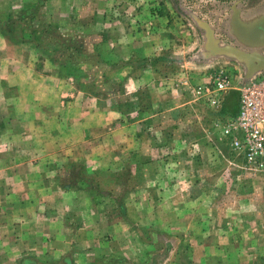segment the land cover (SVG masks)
<instances>
[{"label":"rangeland","instance_id":"1","mask_svg":"<svg viewBox=\"0 0 264 264\" xmlns=\"http://www.w3.org/2000/svg\"><path fill=\"white\" fill-rule=\"evenodd\" d=\"M135 1H125L121 11L139 13L142 6ZM156 1H162L155 8L162 14L166 9L167 19L159 21L156 51L147 53L138 52L136 42L129 47L119 42L118 21L106 22V10L96 12L103 17L88 27V22L67 17L75 10L72 2L49 8L53 18L35 3L31 15L38 22H20L23 31L52 27L51 42L62 49L51 53L61 62L58 76L72 81V88H61L62 101L51 102L66 110L70 130L30 133L35 147L58 145L48 152L64 162L55 168L56 164H48L49 168L42 171L51 176L64 174L67 186L92 188V198L101 209L109 210L113 220V242L108 250L113 248L115 264H264V170L252 171L244 164L228 161L235 154L217 124L225 123L229 116L220 115L218 108L205 101L195 100L192 93L193 87L209 81L216 72L228 75L234 88L245 77L246 64L216 53L213 45L250 49L233 36L227 17L233 7L245 8L253 0ZM22 11L18 10V16ZM203 24L213 31L211 47ZM6 27L11 29L9 23ZM91 27L103 35L95 40L73 31ZM25 42L29 41L23 36L0 37V123L12 122L17 130L5 132L0 128V159L4 163L14 157L44 154L29 150L26 133L20 131L25 121L14 111L25 107L32 90L21 89L11 77L10 60H43L47 54L30 51ZM36 65L42 72L50 71L43 69V61L37 60ZM35 84L32 89L41 88L38 81ZM5 96L12 98L4 101ZM73 96L81 97L77 104L69 103ZM233 101L231 98V105ZM75 108L82 114L73 120L84 117L83 128L69 117ZM7 140L16 145L13 151L3 144ZM71 144L77 147H69ZM17 167L3 169L9 172ZM28 169L22 166L21 171ZM31 169L41 173L37 166ZM91 172L95 177L89 184L80 178L82 173ZM157 189L166 190L165 194H157ZM107 225L100 222L98 232L105 227L110 230ZM125 235L130 244L120 242ZM81 246L83 251L74 257H87L84 251L90 247L97 255L96 262L104 264L105 244Z\"/></svg>","mask_w":264,"mask_h":264},{"label":"crops","instance_id":"2","mask_svg":"<svg viewBox=\"0 0 264 264\" xmlns=\"http://www.w3.org/2000/svg\"><path fill=\"white\" fill-rule=\"evenodd\" d=\"M125 1L127 0H0V37L4 35H10L11 37L12 35L23 36L25 40L29 41L25 42L28 43L25 46L29 47L30 51L47 53L43 60L38 57H22L23 59L18 57L10 60L8 65L11 77L18 85H21V89L32 90L26 98L25 107H17L14 110L25 121V128L20 129V131L26 133L25 140H28L27 142L31 145L30 151L34 149V151H40L44 154L39 153L40 155L23 159L14 157L8 163H4L3 159H0V264H99L96 262L98 259L97 255L95 254L94 256V251L90 247L84 251L87 257L83 259L74 257L75 254L83 251L81 245L86 243L88 245L105 244L106 254L102 257L101 263L115 264V253H112L113 248L108 250L110 242H113V220L109 218V210L101 209L99 204L92 198L94 194L90 191L92 188L78 187L77 184L67 186V182H64L66 178L64 174L57 173L51 176L48 172L42 171L44 167H48V164H56L57 166H53L55 168L59 165L62 166L64 162L57 161L59 157L56 159L54 152H48L49 149H53V147L58 145L50 146V143H45L35 147L30 133L34 131L53 133L56 130L66 133L70 130L69 122L66 119V110L62 106L58 108L51 102L53 99L59 100V102L62 101L59 93H64V91H61V88H72V81L58 76L61 62L59 58L55 60L51 53L62 52V49H60V44L51 42L52 27L47 26L43 31L37 30L35 27H28L23 31L21 30L20 22L29 19L34 21L33 23L38 22L37 17L35 18L31 15V12H33L32 5L35 3L41 4L44 9L43 12L47 14V17H50L52 14L49 8L54 10L55 7L66 3L71 4L72 2L75 10L67 17L71 15L74 21L88 22L87 25L89 27L93 25V21L96 19L100 20L103 17L99 14L97 16L96 12L99 13L106 10V12H109L106 14V22L110 20L111 22L118 21L116 26L121 30L117 32V35L120 34L121 40L119 42L123 46L125 45L126 47L127 45L129 47L130 44L136 42L138 52L156 51L157 44L160 43L161 29L159 28V21L167 19L166 9L162 14L163 11L161 9L158 12L155 8V4H158V2L162 3V1L141 0L140 2L136 0L134 4L142 6L139 13L124 14L121 10L124 9ZM165 5H167L166 2ZM66 8L65 14L67 13ZM19 9L21 11L24 10L18 16ZM236 11L237 13H235ZM60 16L64 19L66 18L65 15L60 14ZM51 18H53V15ZM234 18H236L237 24L250 25L264 30V0H253L245 8L233 7L232 14L227 17L231 27ZM8 23L11 29H7L6 25ZM17 26H19L18 30L16 29L17 31L12 32L11 30H15L14 28ZM73 31L75 35L94 37L95 40L98 36L103 35L102 32L94 29V27L78 28ZM232 34L243 44L238 38V32H235L233 27ZM33 35L36 37L30 38ZM39 35H41V38H39ZM214 35L216 34L214 33ZM19 47V45H16V50ZM244 50L257 51L264 54V46H255ZM37 60L43 61L45 64L43 69L47 68L50 71H40L36 65ZM35 77L36 79L37 77L40 78L35 80ZM141 77L139 76V78ZM7 79L8 81L10 80L8 77ZM245 79L246 74L237 83L240 85ZM36 81H38V87L41 88L35 91L32 88H35L33 85H36ZM0 82H2V79H0ZM226 94L224 103L217 113L234 117L239 107L238 87L228 92L227 101ZM73 97L74 100L69 101V103L77 104L81 97ZM11 98L5 96L3 100L9 101ZM231 98H234L232 105ZM66 100L63 99L64 102ZM11 104L13 103L11 102ZM34 106H37V109ZM80 114L82 113L75 108L70 111L69 117L73 120V117ZM38 116L41 119L43 117L53 119L39 122ZM85 121L84 117H80L77 118V121L73 120V123L83 128ZM13 125L12 122L3 124V126L0 123V128H4L5 132H16L17 130L12 128ZM89 127L95 126L89 125ZM49 135L53 137V134ZM225 139L229 143L230 139ZM2 140L0 138V141ZM10 143L12 141L7 140L3 144L10 145L13 151L16 145L12 146ZM60 144L62 145V143ZM69 147L74 149L77 146L71 144ZM106 160L108 159L106 158ZM228 161L238 164H244L245 162L242 156L236 155L229 156ZM89 162L93 163L94 161L91 160ZM16 165L20 167L9 172L3 169L4 167L14 168ZM22 166L25 168L29 166L28 171H21ZM33 166L39 167L41 173L32 171L34 169L31 168H35ZM53 168L51 167V169ZM94 177L95 174L91 172L82 173L80 178L89 184V181L91 182L92 180L91 178ZM230 179L234 178L230 177ZM165 191L157 189V194H165ZM157 211H160L159 207ZM100 222H106V226L109 224L110 230L107 231L108 227H105L98 232ZM129 223L130 220L127 221V224ZM98 236L102 237V239ZM128 237L126 235L123 236L120 242L123 245L125 243L130 244L131 239H128Z\"/></svg>","mask_w":264,"mask_h":264},{"label":"built area","instance_id":"3","mask_svg":"<svg viewBox=\"0 0 264 264\" xmlns=\"http://www.w3.org/2000/svg\"><path fill=\"white\" fill-rule=\"evenodd\" d=\"M188 83V80L184 81ZM234 88L230 77L214 73L209 81L192 88L195 100L205 101L213 108L222 107L225 94ZM239 107L234 117L217 125L236 156L244 158V165L252 171L264 170V70L246 78L238 86Z\"/></svg>","mask_w":264,"mask_h":264},{"label":"water","instance_id":"4","mask_svg":"<svg viewBox=\"0 0 264 264\" xmlns=\"http://www.w3.org/2000/svg\"><path fill=\"white\" fill-rule=\"evenodd\" d=\"M237 13V11L235 12ZM235 15V14H234ZM208 30L209 41L208 44L212 46L213 31L206 25ZM234 31L238 32V38L243 42L245 46L255 47L264 46V30L261 28H256L250 25L237 24L236 18L233 22ZM216 53L229 55L235 57L237 60L243 62L247 66L246 78H251L258 71L264 70V54L257 51H246L242 48L233 47L231 45L218 46L214 44Z\"/></svg>","mask_w":264,"mask_h":264}]
</instances>
